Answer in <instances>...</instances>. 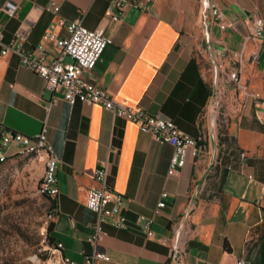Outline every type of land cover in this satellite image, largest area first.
<instances>
[{"label": "crops", "instance_id": "0c3cea01", "mask_svg": "<svg viewBox=\"0 0 264 264\" xmlns=\"http://www.w3.org/2000/svg\"><path fill=\"white\" fill-rule=\"evenodd\" d=\"M11 1L17 4L12 17L0 10L1 42L16 37L24 49L41 42L57 19L68 23L81 12L82 24L95 29L109 8L119 12L103 27L111 44L83 76L114 100L171 119L193 138L204 136L203 153L188 155L180 174L169 175L170 144L100 104L69 103L16 53L2 55L0 45V134L33 136L46 126L60 160L58 194L48 202L49 212L54 207L49 234L62 244V256L81 262L94 250L87 237L95 214L86 194L103 164L107 187L124 196L126 226L104 223L100 247L109 260L99 264H264V110L240 89L229 91L219 111L228 115L221 138L215 124L216 84L223 88L216 68L237 69L240 83L264 98V40L251 37L263 0H123L120 9L113 0H56L57 13L53 0ZM54 33L67 35L64 26ZM45 55L50 61L58 49L48 43ZM207 56L215 65V91L205 73ZM5 157L1 176L9 165L33 168L39 184L45 151L25 154L10 144ZM163 192L165 205L155 214ZM141 216L151 219V235Z\"/></svg>", "mask_w": 264, "mask_h": 264}, {"label": "built area", "instance_id": "2783aa9c", "mask_svg": "<svg viewBox=\"0 0 264 264\" xmlns=\"http://www.w3.org/2000/svg\"><path fill=\"white\" fill-rule=\"evenodd\" d=\"M124 3L123 0H113V4L117 9L122 8ZM51 7L53 12L57 13L60 8L59 2L53 0ZM16 9L17 4L11 0H6L0 5V10L9 17L15 14ZM117 19H119V12H112L110 8L103 17L100 26L95 29H88L82 24L81 12L76 19L68 23L57 19L46 30L42 41L32 49H24L16 37L7 43H2L0 28L1 54L16 53L23 66L43 79L47 89L61 91L62 98L69 103L100 104L105 109L112 111L116 117L134 122L140 130L150 133L157 141L170 144L173 147V153L167 172L169 175L178 176L180 169L186 163L188 155L198 156L203 153L204 147L201 139L204 136L193 138L180 130L171 119L157 117L149 114L140 106H130L125 102L114 100L106 90L90 83L83 76L84 72L94 68L106 46L112 42L111 38L103 33V27L108 20ZM57 26H64L67 35L57 36L54 33ZM251 37L264 40V0L262 1L261 13L256 14L251 20ZM48 43H52L58 49V55L50 61H47L45 57V48ZM66 58L70 60H66ZM251 58H257L256 52L252 53ZM228 79L232 81L234 88L240 89L245 95L253 98L258 110H264V98H261L258 93L249 92L247 85L240 83L237 69L228 72ZM219 116L223 118L221 121L225 122L228 115L219 113ZM260 120L264 125V118ZM222 123L217 126L219 138L223 135L224 126H222ZM31 143H45L50 147L51 168L45 170L44 177L39 183V193L54 198L58 194L56 171L60 160L54 154L53 148L47 140L46 126H43L40 132L33 136H27L12 130L2 131L0 134V156L6 155V149L10 144H16L19 151H25V144ZM240 156L243 158L245 154L241 152ZM106 176L107 169L105 165L101 164L95 168L93 177L97 185L89 188L86 194V206L95 214V221L91 224V233L87 237V241L94 246V250L86 254L81 262L70 258V264H99L100 261H108L109 256L100 247V242L106 234L103 228L104 223H109L116 228L126 226L124 196L107 187ZM165 196L166 193L163 192L162 199L157 202L154 208L155 214L160 213L161 208L165 205L163 200ZM53 212L54 207L49 219L53 216ZM140 219L144 221L143 229L147 235H151V219L142 216ZM51 247L54 253L63 254L60 242L54 243ZM56 262L58 264V261ZM242 263L241 260L237 262V264Z\"/></svg>", "mask_w": 264, "mask_h": 264}, {"label": "rangeland", "instance_id": "374dc122", "mask_svg": "<svg viewBox=\"0 0 264 264\" xmlns=\"http://www.w3.org/2000/svg\"><path fill=\"white\" fill-rule=\"evenodd\" d=\"M203 64L214 89V62L207 56ZM216 71L223 77L221 91L218 88L220 85L216 84V92L221 93L216 113L217 128L223 122L219 111L225 106L226 93L237 89L228 79V68L222 70L218 67ZM34 174L33 168L24 170L21 166L9 165L5 175H0V264H57V253L47 243L49 202L39 193V184Z\"/></svg>", "mask_w": 264, "mask_h": 264}, {"label": "bare ground", "instance_id": "6f19581e", "mask_svg": "<svg viewBox=\"0 0 264 264\" xmlns=\"http://www.w3.org/2000/svg\"><path fill=\"white\" fill-rule=\"evenodd\" d=\"M218 102V100L216 99ZM45 151L46 152V160H45V166H44V172L42 175L41 180L44 177L45 170H49L51 168V157H49L50 154V147H48V144L45 143H31V144H25V151H19L20 153H37L39 151ZM6 160L5 155L0 156V162H4ZM40 183V182H39ZM50 217V213L48 214ZM56 261H58L59 264H70L69 259L62 256L61 253H57Z\"/></svg>", "mask_w": 264, "mask_h": 264}, {"label": "trees", "instance_id": "16d2710c", "mask_svg": "<svg viewBox=\"0 0 264 264\" xmlns=\"http://www.w3.org/2000/svg\"><path fill=\"white\" fill-rule=\"evenodd\" d=\"M43 196L47 199V200H50L51 202H52V198L50 197V196H47V195H44L43 194ZM50 207V206H49ZM52 211H53V209H52ZM52 212H50V214H51ZM51 222H49V224H48V226H47V243L51 246V245H53L54 243H53V239L51 238V236H50V230H51Z\"/></svg>", "mask_w": 264, "mask_h": 264}]
</instances>
